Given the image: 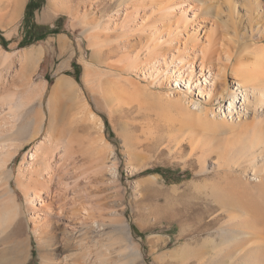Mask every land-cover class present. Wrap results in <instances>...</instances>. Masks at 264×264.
I'll return each mask as SVG.
<instances>
[{"label":"bare ground","instance_id":"1","mask_svg":"<svg viewBox=\"0 0 264 264\" xmlns=\"http://www.w3.org/2000/svg\"><path fill=\"white\" fill-rule=\"evenodd\" d=\"M110 2L113 5L116 0ZM241 5L243 14L236 11L232 0H119L112 14H107L106 25L102 24L103 20L102 23L96 19L92 21L87 38L92 55L100 59L104 50L102 47L109 46L108 43L114 40L111 36H115L119 49L121 47L125 55L123 63L127 72L139 70L140 76L146 77L150 84L168 87L169 97L171 95L178 101L187 100L200 112L203 126L209 124L207 128L214 127L218 131L223 126L224 130L235 133L229 137L227 148L223 146L225 151L221 149L224 153L228 151L226 154L230 156V161L220 163V166L225 163V178L222 177V180H227L228 184L224 181V187L221 186L211 196L214 197L211 201L219 209L213 219L227 216V227L217 229L215 237H208L201 248L210 251L227 242L222 253L235 255L237 262L259 264L257 257L264 262V0H244ZM47 12L48 9L42 13L49 15ZM100 28L107 30L103 31L105 34L100 30L103 38L98 33ZM257 42L261 44L256 45ZM137 46L140 47L136 50ZM40 50L32 48L23 53L18 70L20 87L5 96L0 95V237L3 233L13 238L24 235L31 224L40 264H123L120 242L128 238L126 224L117 221L124 236L117 234L109 216L113 209L108 211L105 208L108 206L104 207L101 199L67 202L69 187L66 189L67 186L64 188L63 183H59L65 166L60 164L64 169L60 171L62 175L57 173L60 165H57L60 167L56 172V164L63 158L68 159L74 151L71 148L73 140L68 138L64 143L62 133L68 129L75 130L72 126L76 128L86 122L97 124L100 130L102 122L87 103L88 107L84 103V106L75 109L72 103L76 96L74 90L77 89H72L71 79L62 76L54 82L53 102L50 100L48 109H45L42 102L45 81L30 83L28 78L38 62V55L41 56ZM3 54H6L4 58L10 55L7 52ZM95 77L101 81L100 76ZM4 84L0 88H7ZM31 96L32 99L29 98ZM60 97L73 100L70 104L67 100L58 103ZM32 101L35 103L32 104ZM68 112V122L64 123L63 118ZM199 127H202L201 124ZM101 135L96 141L91 140L94 144L89 143L93 148L87 147L93 149L87 153L94 152L95 156L90 158L94 157L92 161H96V168L95 162L88 163H92L90 166L97 170L106 167L103 160L106 159L104 149L107 142L105 144L106 140L103 141ZM24 146L28 148L15 173L12 167L14 157ZM70 160L63 163L67 164ZM91 168L89 171L95 172ZM230 168L238 170L237 174L233 170V176L228 174ZM84 171L87 173L88 169L77 175L78 180ZM95 173L98 175V172ZM13 178L18 185H23L28 220L17 203L11 186ZM73 183L75 185L76 181ZM15 260L11 256L3 264H12Z\"/></svg>","mask_w":264,"mask_h":264},{"label":"rangeland","instance_id":"2","mask_svg":"<svg viewBox=\"0 0 264 264\" xmlns=\"http://www.w3.org/2000/svg\"><path fill=\"white\" fill-rule=\"evenodd\" d=\"M28 1L0 0V36L8 42L6 46L0 43V85L6 82L4 85L7 86L6 90L0 88V95L5 96L6 93H12L20 87L18 86V83L20 84L18 70L23 53L28 49L38 48L41 49L39 53L41 56L38 55V62L32 67L28 78L30 77V83L45 81L46 90L42 94L45 109H48L50 100L53 102L51 98L54 82L62 76L71 79L72 89L78 90H74L76 96L73 97L74 100L72 99L75 109L78 106H84V103L85 107L88 104L102 122L100 130L97 124L86 122L76 128L72 126L75 130L68 129L61 135L63 142L71 138L73 140L71 148H74V151L71 150L74 153H71L73 157L71 154L70 157L68 156L72 157V160L63 158V161L60 160L56 164V172L61 166L57 173L61 174L64 169L67 172L64 170V174L62 173L66 175L65 177L61 174L63 177L60 175L59 178L57 175L61 179L60 182L58 178H55L56 182L63 183V187L67 186L66 189L69 187L67 202L101 199L105 203L104 207H109V209L105 207L108 211L113 209L111 212L114 214L109 216L115 232L119 235L123 234L120 231L122 229L117 225V221L121 220L120 222L126 224L128 233V238L124 239L126 241L120 242L123 246L121 247L123 264H245L235 261L233 254L222 253L224 247L228 245L227 242L210 251H206L205 247L201 248L208 237H215L217 229L227 227V216L213 219V215L219 209L216 203L211 201L214 198L211 196H214L221 186L224 187L225 182L228 184L227 180H224L225 182L222 180L225 163L222 166L220 163L224 160L230 161V156L226 154L228 151L226 153L224 151L230 142L229 137L234 136L235 133L229 129L224 130L223 126L219 131L214 127L207 128L209 124L203 126L199 119L200 112L187 100L178 101L171 95L169 97L168 87L159 86L156 83L150 84L146 77L140 76L139 70L127 72L124 64L125 55L121 47L119 49L115 36H111L114 40L108 43L109 46L102 47L104 50L102 49L100 59H104L94 58L93 50L88 43L87 30L91 27L92 21L100 20L102 23L103 20L102 24L106 25L108 15L117 8L119 0H116L113 5L110 4V0H33L39 1L40 7L34 11L31 18L25 21L24 12ZM94 1L97 4H94ZM243 1L232 0L236 5V11L240 14L244 13L241 7ZM47 9L50 14L52 13L49 19H39L42 12ZM30 21H34L38 26L51 27L55 29V32L47 33L41 39H33L38 33L46 30L38 28L28 30L27 25ZM101 28L98 29L99 34L102 31ZM103 34L101 33L102 38ZM259 44L261 42L256 43V45ZM139 47L137 46L136 50ZM6 52L10 55L4 58L6 54L3 53ZM119 73L121 76L118 75ZM95 75L100 76V82L96 80V77L94 78ZM228 79L232 80L230 77ZM95 83L101 84L96 86ZM98 86L101 87L98 89ZM121 91L123 93H118ZM29 98L32 99V96ZM57 100L60 103L67 99L60 97ZM72 100L67 101L70 104ZM33 103L35 101H32ZM69 116L70 112L64 116V123L68 122ZM185 123L187 126H184ZM216 124L218 127L221 126L219 123ZM99 135L102 136L103 141L106 140L105 144L107 142L109 148L106 144L104 149V152H107L104 153L106 159L103 160L105 170L98 169V171L95 169L96 161H92L94 157L90 158L92 155L95 156L94 152H87L93 148L89 143L94 144ZM88 146L91 148L87 149ZM24 147L20 148L14 157L12 167L15 173L20 159L28 148V146ZM222 155L223 158L228 156L227 159H223ZM68 160L71 162L63 163ZM91 161L93 164L95 162V168L90 166V164L93 165L92 163H88ZM86 162L88 164L84 168ZM61 163L66 168L63 169ZM71 166L80 168L72 169ZM89 167L94 168L99 176L89 171ZM221 167L223 171L220 170ZM92 168L90 170H93ZM81 169L82 171L88 169V174L84 171V175L82 174L83 176L78 180L77 175L82 173ZM100 170L102 175L99 174ZM228 170V174L232 170L233 173L238 172L234 168H230L229 172ZM68 174L70 175L67 176ZM231 176H233L232 173ZM65 182L69 186L65 185ZM11 186L14 188L22 215L28 220L23 185H18L13 178ZM78 187H84V190ZM57 188L59 189L60 186ZM78 192L83 193L80 196ZM2 235L0 264L11 256L16 259L12 264L41 263L31 224L24 235L16 238L7 233ZM257 258L259 264H264L261 258Z\"/></svg>","mask_w":264,"mask_h":264},{"label":"trees","instance_id":"3","mask_svg":"<svg viewBox=\"0 0 264 264\" xmlns=\"http://www.w3.org/2000/svg\"><path fill=\"white\" fill-rule=\"evenodd\" d=\"M40 2L39 1H36L34 2L33 0H29L26 4V7H25V18L24 20L26 21L28 18H31L33 16V13L36 9H38L40 7ZM34 28H38V29H42V30H46L45 32L43 33H38L36 36L33 37V39H41L43 37H45V35L47 33H50V32H55V29H52L51 27H47V26H38L34 23V21H30V23L27 25V29L28 30H31V29H34ZM0 43L4 46H6V44L8 43L7 40H5V38L3 36H0ZM28 43V42H27ZM25 45V44H23Z\"/></svg>","mask_w":264,"mask_h":264},{"label":"crops","instance_id":"4","mask_svg":"<svg viewBox=\"0 0 264 264\" xmlns=\"http://www.w3.org/2000/svg\"><path fill=\"white\" fill-rule=\"evenodd\" d=\"M49 11V10H48ZM49 15H45L44 13H42L39 17H40V19H42V20H46V19H49V17L52 15V13L50 14V11L49 12H47Z\"/></svg>","mask_w":264,"mask_h":264}]
</instances>
